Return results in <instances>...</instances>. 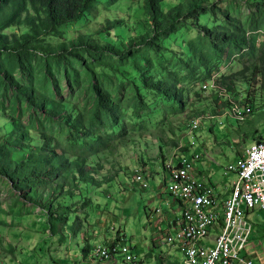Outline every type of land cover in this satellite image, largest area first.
Instances as JSON below:
<instances>
[{"label": "rangeland", "instance_id": "374dc122", "mask_svg": "<svg viewBox=\"0 0 264 264\" xmlns=\"http://www.w3.org/2000/svg\"><path fill=\"white\" fill-rule=\"evenodd\" d=\"M213 1L228 13V17L247 20L253 11L251 4L258 0ZM141 5L142 0H116L114 3L102 1L86 18L63 27L60 38L51 39L48 43L59 50L62 44L77 43L80 38L89 39L97 47L107 46L110 41L128 42L130 36L140 32L138 24L146 18L140 9ZM225 16L223 11L217 16L205 14L201 17V22L215 28L217 21L224 22L227 19ZM115 19H120L121 23L112 26ZM10 32L8 31L9 34ZM198 36V29H193L186 35L183 33V36L181 33L172 42L170 51L163 52L160 59L178 61L172 50L180 51L182 42L196 41ZM63 55L70 59V65L64 61L50 62L48 69L35 71V85L42 84L44 76L50 79L54 83L53 86H48L51 96L58 103H62L65 111L74 118L78 117L87 127H94L88 124L94 101L91 86L102 85L113 98L122 99L117 103L122 104L123 109L120 114L123 119L121 128L119 126L118 135L113 141H109L110 144L105 149L89 156L88 168L96 172L98 186L90 187L82 198L67 199L64 193L56 199L55 205L65 202L68 206H73L78 203L76 211L79 218L77 221L73 218L69 228L59 227L57 235L49 230L47 216L39 204L49 198V184L57 183L58 179H61L60 183L68 185V193L74 191L68 173L63 172L59 178L40 184L37 188V200L27 199L28 194L25 191L19 190L12 181L0 176V264H90L87 261V256L90 255L84 253L87 247H92L91 250L99 246L105 247L120 238L128 246L136 247L134 253L140 258L143 257L146 264H161L160 254L155 256L156 250L152 246L156 231L148 219V216H152V207L149 206L150 192L142 191L137 184V189L135 186L133 188L134 177L140 172L138 169L152 166L157 172H162L163 163H177L181 155L189 150V146L192 150L200 147L203 151L207 147L216 159L218 174L224 175L227 165L241 151L244 152L255 141L264 139L263 92L260 90L262 93L256 96L258 101L253 107L254 111L244 120H240L241 116L240 119L233 116L232 105L234 102L242 104V100L246 99L249 85L245 81L250 76L252 78L250 74L241 73L242 69L239 70L238 61L235 60L234 63L228 62L224 68L217 70V78L215 75L209 82L203 81L193 88L188 84L182 112L176 111L163 98L144 89L143 95L150 102V110L142 119H138L136 106L140 102L135 95L127 98L129 90L123 91L122 96L118 94L119 82L116 72L109 66V56L94 63L88 62V56H85L89 68L78 63V60H71L68 53L64 52ZM150 55L153 63L149 62L145 67H156L152 72L158 78L162 67L158 65L156 53L151 52ZM230 69H233L231 78L235 82L233 94L240 98L243 96L241 99L222 89L223 92L212 91L213 87L220 86L219 78ZM20 77L21 74L17 73L15 78L19 80ZM204 85L209 88L206 89ZM3 106L5 112H0V119L10 114V102L3 97L0 88V107ZM239 106L245 109L244 105ZM236 112L239 114L240 110ZM12 114L18 116L20 124L27 129L33 141L24 142L17 152L16 160L28 159L29 156L34 157V161L38 160L39 156L34 153L40 149L45 139L51 137H55L59 148L64 149L61 154L66 151L71 159L83 151L79 146H68V126L62 119L56 117L52 121H46L44 115L35 113L42 121L35 122L30 117V111L21 115L14 110ZM197 119H201V128L194 132L193 122ZM0 125L3 126V123L0 122ZM97 129L107 136L100 124ZM6 131L9 132L10 129L7 127ZM249 219L254 224L250 247L256 264H262L264 209L250 212ZM159 239L162 242L166 238L160 234ZM147 246L150 247L147 249Z\"/></svg>", "mask_w": 264, "mask_h": 264}, {"label": "trees", "instance_id": "16d2710c", "mask_svg": "<svg viewBox=\"0 0 264 264\" xmlns=\"http://www.w3.org/2000/svg\"><path fill=\"white\" fill-rule=\"evenodd\" d=\"M102 1L114 3L116 0H0V88L3 97L10 102V114L0 119L3 123V126L0 125V176L25 191L27 199L37 200L40 184L59 178L63 172L68 173L74 191L68 193V185L58 179L57 183L49 184V198L39 204L54 235L59 233V227L69 228L73 218L75 221L79 219L76 211L78 203L73 206L65 202L55 205L56 199L64 193L67 199L82 198L90 187L99 182L96 172L88 168V159L90 155L97 154L94 152L105 149L109 141L118 135L123 109L122 104L117 103L122 99L113 98L102 85L92 84L94 101L88 124L94 127H87L51 96L48 86L54 83L50 79L44 76L43 83L35 85L33 76L36 70L48 69L52 61H64L70 65V59L63 55L64 52L72 57L71 60H78V63L88 67L85 56L90 63L109 56V66L116 72L119 82L118 94L122 96L123 91L129 90L127 98L135 95L140 102L136 106L138 119L150 110V102L143 95L144 89L182 112L188 84L193 88L203 81H210L217 70L235 60L239 70L242 69L241 73L252 75L245 81L249 85L248 95L241 103L253 108L257 104L258 93L263 92L261 96H264V0L251 4L253 11L247 20L228 17V13L213 0H142L140 9L146 18L138 24L140 32L130 36L128 42L110 41L107 46L97 47L89 39L80 38L77 43L62 44L59 50L48 43L51 39L60 38L63 27L86 18ZM220 11L227 19L217 21L215 28L201 22L203 15L217 16ZM120 23V19H115L112 26ZM193 29L199 30L197 40L182 42L180 51L172 50L178 61L160 59L163 52L170 51L172 42L181 33L186 35ZM151 52L156 53L158 65L162 67L158 78L152 72L156 67H145L147 63H153ZM232 71L225 72L219 79L230 94L235 92ZM17 73L21 74L19 80L15 78ZM89 73L91 75V71ZM212 91L221 92L220 89ZM196 93L199 94V91ZM14 110L21 115L30 111V117L35 122H42L35 113L44 115L46 121L56 117L62 119L68 126V146H79L83 151L71 159L66 151L61 154L64 149L59 148L55 137H51L45 139L34 153L39 156L38 160L34 161V157L30 156L16 160L24 142L33 141L18 116L12 114ZM2 111L5 112L4 106L0 107ZM99 124L107 136L97 129ZM187 153L188 150L183 156ZM120 242L121 238L114 241L111 250ZM91 251L87 247L84 253L90 255Z\"/></svg>", "mask_w": 264, "mask_h": 264}, {"label": "built area", "instance_id": "2783aa9c", "mask_svg": "<svg viewBox=\"0 0 264 264\" xmlns=\"http://www.w3.org/2000/svg\"><path fill=\"white\" fill-rule=\"evenodd\" d=\"M218 83L220 86L213 90L227 91L220 80ZM239 105H244L245 109ZM232 106L231 113L238 119L241 116L240 120L253 112L251 106L243 103L234 102ZM201 123V119L195 120L193 129L199 130ZM202 157L201 153H195L165 165L169 174L166 192L182 207L181 214L175 213L171 221L176 227L167 236V243L177 246L182 253L179 264H256L250 247L254 224L249 213L264 209V139L255 141L226 167V173H233L237 178L223 203L213 186L196 172V164ZM136 182L144 190L150 188L149 180L141 172L137 173ZM214 229L218 231L212 237ZM112 246L113 243L93 248L88 262L105 264L115 256L121 258L122 264H142L143 260L133 252V247L124 241L111 250Z\"/></svg>", "mask_w": 264, "mask_h": 264}, {"label": "crops", "instance_id": "0c3cea01", "mask_svg": "<svg viewBox=\"0 0 264 264\" xmlns=\"http://www.w3.org/2000/svg\"><path fill=\"white\" fill-rule=\"evenodd\" d=\"M195 153H201V155L203 156L202 159L199 160L196 164L197 174L213 186L217 198L221 203H223L231 193L232 185L237 178L236 175L233 173L227 174L226 171L224 175H219L216 169V159L212 156L207 147H205V151H203L200 149V147H196L194 150H192L190 146V149L188 150V153L185 156L190 157ZM181 156H183V154ZM237 158H235V160ZM165 168L166 167L163 163L162 172H157L152 166L138 169V171L143 173L145 177L149 180L150 188L147 190L141 188L140 185L136 182V175L134 177L133 188L134 186L136 188L135 184H137L139 189H141L142 191L150 192L149 206L152 207V216H148V219L152 228H154L156 231L155 238L152 243L154 250H156V253L154 255L156 256L157 254H160L161 264H165L167 262L179 264L182 261V253L180 252L177 246H173L167 243V236L173 231H175L176 225H173L171 221L175 219V213H177L178 215L181 214L182 207L179 202L175 201V199L168 195V193L166 192V188L169 183V174ZM158 210H162V212L158 214ZM164 229L166 230V232H164ZM217 231V229H214L213 233L216 234ZM160 234H163V236L166 238L162 242L159 239ZM132 247L133 249L136 248L133 245ZM149 247L150 246H147V249ZM91 248L92 247H90V249ZM154 255H152L151 257H154ZM88 257L90 256H87V260ZM141 258L143 260L142 264H146L145 259L143 257ZM150 263L151 262H148L147 264ZM105 264H122V260L119 257H114ZM262 264H264V262H262Z\"/></svg>", "mask_w": 264, "mask_h": 264}, {"label": "clouds", "instance_id": "9594fccd", "mask_svg": "<svg viewBox=\"0 0 264 264\" xmlns=\"http://www.w3.org/2000/svg\"><path fill=\"white\" fill-rule=\"evenodd\" d=\"M233 65V64H232ZM250 214V213H249Z\"/></svg>", "mask_w": 264, "mask_h": 264}]
</instances>
